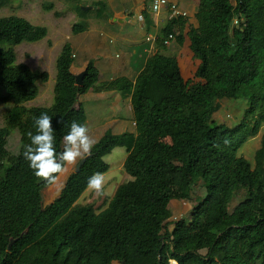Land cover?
I'll use <instances>...</instances> for the list:
<instances>
[{
    "label": "trees",
    "instance_id": "trees-1",
    "mask_svg": "<svg viewBox=\"0 0 264 264\" xmlns=\"http://www.w3.org/2000/svg\"><path fill=\"white\" fill-rule=\"evenodd\" d=\"M197 17L200 25L191 27V37L215 36L207 48L195 43L202 60L199 81H186L177 59L157 52L135 81L122 76L100 82L91 61L78 85L73 47L67 42L56 60L50 107L25 105L38 97L37 82L49 74L19 63L15 50L25 41L43 40L48 28L19 15L0 17V104L11 105L7 124L0 127V264H264V142L253 167L238 155L253 135L251 122L246 118L229 126L214 119L220 100L259 84L264 0H237L236 5L233 0H201ZM236 17L242 19L239 25L233 23ZM185 24L180 16L162 29L159 51ZM85 29L81 23L74 27L76 32ZM176 39L184 44L182 33ZM90 91L130 95L136 132L105 131L81 170L44 208L43 190L51 185L34 176L23 156L31 143L28 133H36L35 118L47 113L57 153L63 151L71 123L87 122L80 98ZM262 100L254 97L251 110ZM12 129L21 135L16 152L6 148ZM117 147L128 152L124 169L131 179L100 211L80 204L88 178L109 171L105 157ZM200 180L206 189L203 199L189 217L171 223L172 200L190 199ZM240 189L245 198L231 210Z\"/></svg>",
    "mask_w": 264,
    "mask_h": 264
},
{
    "label": "crops",
    "instance_id": "crops-1",
    "mask_svg": "<svg viewBox=\"0 0 264 264\" xmlns=\"http://www.w3.org/2000/svg\"><path fill=\"white\" fill-rule=\"evenodd\" d=\"M169 1L171 4H177L181 10L188 13L187 16H183L186 20L185 27L183 29L179 27L175 33L176 37L182 33L185 40L183 45H178L175 37L169 46L162 48L160 51L156 45L157 43L150 42L148 36L153 35L158 38L162 29L173 19V16L170 6L160 13L150 12L148 9L150 0H50L48 3L52 4L53 7L49 8L50 10L47 13L49 12L48 14L53 19L49 17L46 20L45 15H42L43 23L39 25L43 26L54 20L50 23V26L54 28V33L52 34L48 30L46 38L53 37L59 40L61 51L67 42L71 43L74 54L72 71L76 75L84 72L88 64L93 61L99 70L98 78L100 82L122 76L135 81L145 68L148 58L152 54L160 52L164 56L177 59L185 80V75H190V78H197L196 74L202 60L195 49V43L197 42L201 48H207L214 41L215 36L195 40L190 35L191 27L197 28L200 25L197 12L201 0ZM28 3L29 9L34 10L35 3ZM233 3L236 5L237 0H233ZM58 6L61 9L58 11L60 14L53 17L50 11ZM43 7H46V5L44 4ZM140 14L145 16L143 20L139 18ZM24 17L29 18L28 15ZM79 19L82 24L86 25V29L76 32L74 27L79 24ZM60 35H62L61 39L58 38ZM209 69L213 70L214 68L210 65ZM111 97H115V101L116 99L119 101L118 105L115 106L117 109L125 110L128 102L131 105V111L125 112L128 114L126 118H114L108 129H111L114 133L136 132L130 95H125L121 91H90L80 98V103ZM254 97H264V69L257 86H247L236 97L220 100V107L215 112L214 117L217 113L230 115L224 109V105L228 103L227 100L243 106L246 116L231 126L239 124L246 118L250 119L253 135L247 147L255 148L256 153L264 142V101H260L259 107L251 110ZM223 123L225 124V122Z\"/></svg>",
    "mask_w": 264,
    "mask_h": 264
},
{
    "label": "rangeland",
    "instance_id": "rangeland-1",
    "mask_svg": "<svg viewBox=\"0 0 264 264\" xmlns=\"http://www.w3.org/2000/svg\"><path fill=\"white\" fill-rule=\"evenodd\" d=\"M5 6L0 8V17L9 16V15H19V16H29V20L36 25H39L42 22V15H45V19L48 20L51 17L47 11L50 10L48 5L50 0H4ZM35 3L34 10L29 9V3ZM44 4L46 7H43ZM58 8V9H57ZM54 8L50 13L53 14V17L60 14L58 11L60 7ZM29 9V10H28ZM55 11V12H54ZM50 19H53L52 17ZM54 20L47 22L46 25L50 33H54L53 26H50ZM78 23L82 24V21L79 19ZM62 38V35L58 38ZM166 45V44H165ZM169 46V45H166ZM15 50L18 56L19 63L28 64L33 70L38 73L47 72L49 77L47 80L39 79L37 84L39 86L40 92L36 99L25 103L26 106H44L50 107L54 103L55 99V84H56V59L61 51V43L59 40L53 37L44 38L43 40L36 42L25 41L17 46ZM186 80H193L194 82L199 81L197 78H190V75H185ZM226 100V99H225ZM117 101V102H116ZM115 97L109 99H97L84 101L82 104L87 112V122L85 125L88 126L90 130V135L97 142L103 133L111 126L114 118H126L128 114L125 112H130L131 105L127 102L125 110H119L115 106L118 105V100ZM244 101V100H243ZM226 102H228L226 104ZM224 105V109L228 111L227 114H216L214 117L219 123L225 122V124L231 126L236 123L242 117L246 116L244 107L237 105L231 100H227ZM124 103H126L124 101ZM11 105L0 104V127H3L7 124V112ZM250 121V119L248 118ZM251 138V137H250ZM249 140L239 149L238 155L245 156L251 163L253 167L257 166V159L255 148L247 147ZM21 145V135L17 129H12L7 143L6 148L10 152H16ZM127 157V150L125 147H117L112 153L107 155L105 159L110 164V169L105 176V185L104 193H96L90 190H86L80 200V204H93L95 208L100 211L108 205L111 198L114 196L118 186L124 182H127L131 179L130 175L124 169V162ZM81 161H78L76 165L70 166L68 171L59 177V180L56 184L51 185L43 190V207L45 208L51 202H53L61 193L64 188L68 178L76 172L78 164ZM206 194V189L204 187L203 181H198L193 189V195L190 199L183 200H172L170 204V211L172 213L169 221L172 223L174 220H178L182 217H189L191 212L196 204H198ZM244 189L236 191L233 201L230 205V209L233 208L245 198ZM169 228H173V225L170 224Z\"/></svg>",
    "mask_w": 264,
    "mask_h": 264
},
{
    "label": "clouds",
    "instance_id": "clouds-1",
    "mask_svg": "<svg viewBox=\"0 0 264 264\" xmlns=\"http://www.w3.org/2000/svg\"><path fill=\"white\" fill-rule=\"evenodd\" d=\"M36 133H28L31 143L25 145L23 156L38 180L54 185L59 177L92 155L96 143L87 125L73 121L70 130L63 137V151L57 153L53 120L47 113H41L34 121ZM227 142V141H225ZM105 176L94 172L87 182V189L103 194Z\"/></svg>",
    "mask_w": 264,
    "mask_h": 264
},
{
    "label": "built area",
    "instance_id": "built-area-1",
    "mask_svg": "<svg viewBox=\"0 0 264 264\" xmlns=\"http://www.w3.org/2000/svg\"><path fill=\"white\" fill-rule=\"evenodd\" d=\"M171 7V12H172V16L173 18H176V17H180V16H187V12L181 10V8H179V6L175 3H170L169 0H150V3H149V6H148V9L150 12H153V13H160L162 12V10H164L165 8L167 7ZM144 14H140L139 15V18L140 19H144ZM242 22V19L240 17H236L233 21V23L235 25H239L240 23ZM176 35L174 33L170 34L169 37L165 40V44L166 45H170L171 42L175 39ZM148 40L150 42H156L157 40V37L156 36H153V35H150L148 36Z\"/></svg>",
    "mask_w": 264,
    "mask_h": 264
},
{
    "label": "water",
    "instance_id": "water-1",
    "mask_svg": "<svg viewBox=\"0 0 264 264\" xmlns=\"http://www.w3.org/2000/svg\"><path fill=\"white\" fill-rule=\"evenodd\" d=\"M86 74H87V69H86L84 72H82V73L76 75V80H77V84H78V85H83V83H84V79H85V75H86ZM87 159H88V157H87L86 159L82 160V161L78 164V167H77L76 172H79V171L81 170L82 166L85 164V162L87 161ZM13 242H14V240H12V243H13Z\"/></svg>",
    "mask_w": 264,
    "mask_h": 264
}]
</instances>
